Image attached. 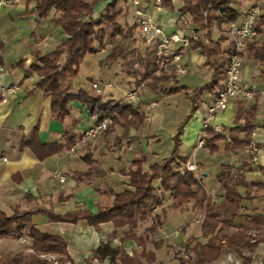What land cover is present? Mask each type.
<instances>
[{
	"label": "crops",
	"instance_id": "0c3cea01",
	"mask_svg": "<svg viewBox=\"0 0 264 264\" xmlns=\"http://www.w3.org/2000/svg\"><path fill=\"white\" fill-rule=\"evenodd\" d=\"M171 1L175 5L172 10L161 4L156 5L154 0H140L146 13L166 33L178 28L181 14L178 9L182 1ZM254 1L236 0L234 7L238 16L235 21H240L243 11ZM109 2L111 0H98L93 6L92 17L100 16ZM35 4V0H14L9 7H0V63L3 66L0 88L15 87L14 91L3 98L0 96V210L7 214H11L16 207L35 211V227L43 232L59 235L66 242L68 259L64 264H87L93 250L107 241L113 248L122 247L129 256L138 254L143 248L145 252L154 255L155 260L152 262L139 256L140 264H180L175 254L177 245H184L190 236L197 237L201 243L208 239L200 230L203 213L193 207L194 200L179 208H171L169 193H160L161 204L154 207L151 214L139 221L134 229L142 243L133 239L121 240L127 226L114 228L112 223L103 222L95 228L85 219H78L73 223L52 221L47 211L63 215L85 209L95 213L99 206L111 204V191L121 192L130 188L126 173L135 159H143V170L153 164H161L173 151V137L177 127L191 109L192 103L187 95H191L197 87L211 79L212 69L206 64V57L199 47L185 50L181 57L188 66L185 74L176 73L167 60L163 67L170 78L164 85L185 87L180 92L168 95L151 90L144 83L136 85L129 73L127 60L109 59L107 55L110 50L98 47L96 53L86 55L80 64L70 92L76 94L82 90L94 93L90 83L99 81L105 85L100 94L102 102H126L127 94L135 91L137 103L133 105L142 107L145 119L138 127L125 128L115 124L101 133L84 135L97 121V117L90 115L85 104L73 100L69 102V113L61 119L55 118L51 111V96L37 86L40 75L29 69L35 53L45 54L67 37L59 25L58 14L51 10L47 16L39 18ZM120 5L122 13L117 21L124 27H134L129 40L138 37L145 45L152 47L154 43L147 42L133 25L134 7L131 0H123ZM221 34L226 37H221ZM211 38L214 41L220 39L221 51L226 57L231 44L227 25L213 27ZM251 45L264 47L263 25L261 32L248 39L240 53L241 82L254 92L253 98L232 99L225 110L213 114L209 127L219 125V133L223 135L213 142L217 146L216 151L211 153L207 146L199 145L201 138L208 140L214 135L203 131V123L208 117L207 105L213 99L215 88L221 85L223 76L212 92L205 90L197 95V109L183 127L178 152L179 156L186 158V163H182L179 168L193 163L196 166L193 173L200 174L204 189L215 201L222 199L223 189L215 177L222 164H230L234 170L242 171L246 181L256 184L250 189L252 197L242 199L240 215L229 233L236 231L244 222V215L264 212V59L254 57ZM65 60L66 54H62L59 62L64 63ZM85 67L89 70L86 77L82 78L80 74ZM91 71L94 76L90 75ZM253 105L255 133L252 135V143L258 148L256 160L251 157L250 146L233 152L225 150L230 129L244 122L243 117L236 120L238 108ZM33 131L38 142L59 144L62 149L42 159L38 158L29 147L21 146L22 138L31 135ZM69 136L73 137L74 143L68 147ZM243 136V132L239 133L240 138ZM55 171L63 174L65 181L60 182L54 177ZM154 185L158 186L157 180ZM237 189L245 196V186L240 185ZM249 233L254 238L262 239L254 249L246 246L240 247L239 252L225 249L210 264H258L257 257H262L264 264V222ZM21 237L28 239L29 243H22L17 236L0 237V250L31 252L27 248L31 239L26 235ZM92 263L97 264L95 259ZM102 264L125 263L119 260L111 263L105 258ZM186 264L193 263L188 261Z\"/></svg>",
	"mask_w": 264,
	"mask_h": 264
},
{
	"label": "trees",
	"instance_id": "16d2710c",
	"mask_svg": "<svg viewBox=\"0 0 264 264\" xmlns=\"http://www.w3.org/2000/svg\"><path fill=\"white\" fill-rule=\"evenodd\" d=\"M97 1L35 0L38 17H45L51 10H54L58 14L59 25L67 37L51 51L45 54L35 53L29 69L40 75L41 78L37 86L45 94L51 96V111L55 118L61 119L67 115L69 102L78 100L87 106L91 116L97 117V121L105 117L110 119L106 130L115 124L125 128L138 127L145 119L142 107L120 100L102 102L100 95L86 93L82 90L76 94L70 92V86L77 76L85 56L96 53L97 44H102L108 34L110 36L109 43L114 44L107 57L112 60L122 58L129 63L126 54L128 51L124 50V47L131 37L134 27H123L117 21L122 13L120 2L123 0H111L104 8V12L93 18L92 10ZM181 1L182 4L178 10L181 14L189 16L195 28L198 31H204L208 38L207 42L191 41L189 48L199 47L201 49V53L206 57V64L212 69V76L207 83L197 87L191 95H187L192 106L177 127L173 137V151L163 159L161 164H153L147 170L142 168V158L135 159L132 167L126 173L130 188L121 192L111 191L113 195L111 204L99 206L95 213L85 209L71 211L63 215L54 214L51 211H47V213L52 221L73 223L78 219H85L89 225L95 228L103 222L112 223L114 228L127 226L121 240L133 239L137 243H142V239L136 236L134 229L139 221L146 219L151 214L154 207L161 204L162 192L169 193L171 208H179L190 200H194L193 207L203 213L200 230L203 236L208 239L201 243L197 237L190 236L184 243L185 249L190 254L189 259L179 258V261L180 264H186L188 261L193 264H210L219 258L225 249L236 252H239V248L242 246L254 249L262 239L254 238L249 231L257 229L264 222V212L244 215V222L237 227L236 231L229 233L236 218L240 215L242 199L252 197L250 189L256 184L246 181L242 171L234 170L230 164H222L215 174L223 189L222 199L215 201L204 189L200 174L195 175L185 166L179 168L182 163H186V158L178 155L180 136L184 125L197 109V95L205 90L212 92L225 74L226 57L221 51L220 39L214 41L211 38L212 29L235 21L238 16V11L234 7L236 0ZM161 5L170 10L175 9L171 0H161ZM211 7L223 14L220 15L215 11L210 12ZM262 25L264 26V12L254 26L255 33L261 32ZM117 36H120V39L115 42ZM251 46L254 57L264 59L263 45ZM155 52L156 44L147 49L144 55L136 54V62L139 66L129 72L135 79L136 85L144 83L151 90L168 95L185 89L183 86L166 87L164 85V82L170 78V74L163 67L168 59L158 57ZM62 54H66L64 63L59 62ZM254 114V105L249 108H238L236 120L243 117L244 122L230 129L229 141L225 146L226 151L233 152L241 147L251 145ZM205 132L214 134L210 139H204L202 145L207 146L209 152L212 153L217 150V146L213 142L222 138L223 135L215 132L209 126ZM241 132L244 133L242 138L239 137ZM67 140L69 141L68 147L74 143L73 137L69 136ZM21 146L29 147L40 159L62 149L59 144L38 142L34 131L31 135L22 138ZM156 180L158 181L157 187L154 185ZM240 185L246 187L245 196L238 192L237 188ZM34 213L35 211L19 207L14 208L11 214L0 210V237L26 235L31 239V244L27 247L31 249L29 253L24 250L18 252L0 250V264H64L67 261L64 239L59 235L43 232L36 228L33 224ZM139 256L145 257L147 262L155 260L154 255L145 252L144 248L138 254L129 256L122 247L113 248L107 241L93 250L92 257L87 260V264H93V259L98 261L97 264H102L105 258H108L111 263L119 260L125 264H140Z\"/></svg>",
	"mask_w": 264,
	"mask_h": 264
},
{
	"label": "built area",
	"instance_id": "2783aa9c",
	"mask_svg": "<svg viewBox=\"0 0 264 264\" xmlns=\"http://www.w3.org/2000/svg\"><path fill=\"white\" fill-rule=\"evenodd\" d=\"M14 0H0V7H9ZM156 5L161 4V0H154ZM264 0H255L249 5L242 13L240 21H231L226 23L228 34L231 37V44L226 55L225 74L220 86L216 87L213 93L212 101L207 105L208 117L203 123V131L209 126V120L212 119L213 114L225 110L230 100L236 98H242L245 100H251L254 96V92L246 87L240 78L241 74V57L240 53L244 49L248 39L254 34V26L263 12ZM134 7L133 10V25H135L140 35L146 39L149 43L156 44V55L158 57H165L169 63L173 66V69L178 74H185L188 70V66L182 61V54L185 50L189 49L191 41H207V37L204 31H198L191 19L187 15L180 14L178 28L171 32L166 33L162 26L146 13L145 9L141 6L140 0H131ZM222 15L223 12L219 11ZM3 70V66L0 63V72ZM92 91L100 95L103 92L104 84L99 81H92L90 83ZM15 90L14 86L1 87L0 96L3 98L7 93ZM126 102L129 104L137 103V94L135 91L127 94ZM110 123V119L105 117L99 121H96L94 125L87 129L84 135L93 133H101L105 131ZM215 132L221 130L219 125H214ZM253 130L252 135H254ZM204 139L201 138L198 143L203 145ZM251 157L256 160V153L258 148L255 144L251 143ZM186 169L195 172L196 166L193 163H187ZM60 182L65 181V177L58 171L53 173ZM202 215H200L201 217ZM254 234V233H252ZM20 241L24 244L29 243V240L20 237ZM190 254L185 249L184 245H177V257L183 260L189 259ZM54 258V257H51ZM96 260V259H95ZM258 264H262V257L256 258ZM98 263V261L96 260Z\"/></svg>",
	"mask_w": 264,
	"mask_h": 264
},
{
	"label": "rangeland",
	"instance_id": "374dc122",
	"mask_svg": "<svg viewBox=\"0 0 264 264\" xmlns=\"http://www.w3.org/2000/svg\"><path fill=\"white\" fill-rule=\"evenodd\" d=\"M210 9H211L210 12H213V11L217 12L213 7H211ZM108 31H110L109 28H108ZM167 32H171V31L167 30ZM221 37H226V36L224 34H221ZM119 39H120V36H117L115 42H117ZM108 40H109V34L105 37V40H104V42L102 44H97V47H99L100 49L106 47V49L110 50L112 48V46H113L114 43L111 44V43H109ZM107 44H109V45H107ZM150 47L147 46V45H145L140 40V38H138V37H136L135 39L133 38L132 40H128L126 42L125 47H124V50L128 51L126 54H127V59H129V63L127 62V65L129 67V71H131L133 68H136V67L139 66L138 62H136L137 61V59H136L137 55L135 53L136 52H138V53H145V51H147V49H149ZM94 64H95V62H94ZM88 70L89 69L87 67H85V69L81 72L80 75H81L82 78H85L86 77V73H87ZM91 72L92 73H90V75L91 76H94L93 71H91ZM106 91H107V88L105 89L104 93ZM175 254H177V253H175Z\"/></svg>",
	"mask_w": 264,
	"mask_h": 264
}]
</instances>
